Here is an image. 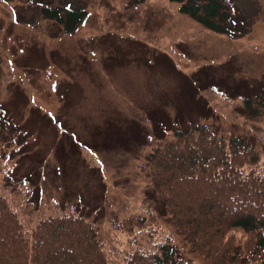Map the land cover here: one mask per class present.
Masks as SVG:
<instances>
[{
	"label": "rangeland",
	"instance_id": "rangeland-1",
	"mask_svg": "<svg viewBox=\"0 0 264 264\" xmlns=\"http://www.w3.org/2000/svg\"><path fill=\"white\" fill-rule=\"evenodd\" d=\"M232 1L245 28L238 38L169 0H0V150L26 219L55 207L101 227L111 210L139 216L172 232L185 264H206L139 165L195 125L247 139L264 159V105L251 117L240 102L264 95V0ZM42 5L86 17L65 34Z\"/></svg>",
	"mask_w": 264,
	"mask_h": 264
},
{
	"label": "trees",
	"instance_id": "trees-1",
	"mask_svg": "<svg viewBox=\"0 0 264 264\" xmlns=\"http://www.w3.org/2000/svg\"><path fill=\"white\" fill-rule=\"evenodd\" d=\"M169 1L181 3V13L211 32L231 38L245 32L232 0ZM40 10L65 34L86 17L71 7L42 5ZM259 97L240 99L251 117L264 105V95ZM8 170L0 150V264H185L172 232L139 216L118 217L111 210L101 227L74 209L55 207L26 219ZM139 170L197 259L264 264V159L247 139L195 125L153 145ZM114 231L124 237L121 242ZM116 241L120 246L114 251Z\"/></svg>",
	"mask_w": 264,
	"mask_h": 264
}]
</instances>
